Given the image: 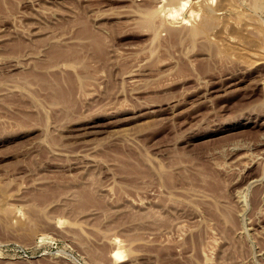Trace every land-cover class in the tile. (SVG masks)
<instances>
[{
    "label": "rangeland",
    "instance_id": "obj_1",
    "mask_svg": "<svg viewBox=\"0 0 264 264\" xmlns=\"http://www.w3.org/2000/svg\"><path fill=\"white\" fill-rule=\"evenodd\" d=\"M162 1L0 0V264H264V0Z\"/></svg>",
    "mask_w": 264,
    "mask_h": 264
},
{
    "label": "bare ground",
    "instance_id": "obj_2",
    "mask_svg": "<svg viewBox=\"0 0 264 264\" xmlns=\"http://www.w3.org/2000/svg\"><path fill=\"white\" fill-rule=\"evenodd\" d=\"M190 0H163L162 1V4H160L159 6L160 7H157L158 10H155V12H159V13H164V15H168L169 17H173L174 19L177 18V16L180 14V11L181 10H185L187 9V6H188V3H189ZM161 3V2H160ZM186 13H194L193 10L191 9H187L186 10ZM155 14V13H154ZM157 14V13H156ZM187 18V17H186ZM185 18V19H186ZM146 23L148 24H151L154 25V30L155 31H158L159 28L161 26H163L165 24V21H162L161 24H152V17L150 18H146L145 20ZM171 24V22H168ZM168 23L166 25V27L168 26ZM170 26V25H169ZM172 26V25H171ZM166 29V28H165ZM169 29L170 32H172L173 30H175V28L172 26V27H168L167 30ZM177 29V28H176ZM201 30L198 26H194L193 28H191V30L189 31V33L191 34L192 37H195L197 36L198 34H200ZM122 240V239H121ZM118 241V240H116ZM120 241V239H119ZM121 244V243H120ZM114 255L115 256H118V257H122L123 256V253L120 252V251H115L114 252Z\"/></svg>",
    "mask_w": 264,
    "mask_h": 264
}]
</instances>
